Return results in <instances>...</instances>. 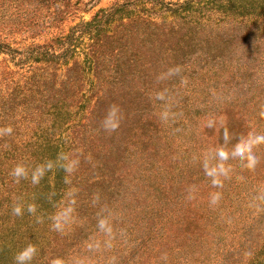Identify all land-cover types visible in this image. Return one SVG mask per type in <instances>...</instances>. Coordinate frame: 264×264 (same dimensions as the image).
I'll list each match as a JSON object with an SVG mask.
<instances>
[{
    "label": "rangeland",
    "instance_id": "obj_1",
    "mask_svg": "<svg viewBox=\"0 0 264 264\" xmlns=\"http://www.w3.org/2000/svg\"><path fill=\"white\" fill-rule=\"evenodd\" d=\"M160 1H138L95 30L81 25L123 0H49L48 7L0 0V39L18 50L15 58L0 52V264H15L28 245L36 249L29 264H264V0ZM58 8L65 11L50 20ZM132 16L172 29L167 42L178 55L203 57L190 66H139L141 83L157 80L169 93L153 108L159 131L132 132L133 94L106 103L95 138L77 126L95 98L57 111L47 96H20L30 74L46 66L57 80L79 60L92 79L88 30L107 34ZM74 28L68 65H48L42 52L23 57L37 44L61 52L56 39ZM73 129L84 135L75 168ZM107 168L130 174L110 211V200L93 198L105 192L94 184ZM55 224L60 233L51 232ZM141 242L142 255L134 249ZM127 254L134 259L125 261Z\"/></svg>",
    "mask_w": 264,
    "mask_h": 264
},
{
    "label": "trees",
    "instance_id": "obj_2",
    "mask_svg": "<svg viewBox=\"0 0 264 264\" xmlns=\"http://www.w3.org/2000/svg\"><path fill=\"white\" fill-rule=\"evenodd\" d=\"M39 1L42 6L45 3V7H48L49 0ZM123 1L124 2L117 4L108 11H100L90 22H84L81 26H93L92 29L96 30L102 24H107L111 21L117 15L118 11L127 9L138 1L161 2L160 0ZM161 4H163V2H161ZM64 11V8H58L51 17L49 16L50 20L51 18L52 20L54 19L56 13L62 14ZM86 27L85 29H88ZM75 28L67 37L56 39V42L62 49L61 52L54 49L53 43L37 44L28 47L23 57L26 59L29 58L30 55L32 56L35 55V53L42 52L48 65H53L57 59L61 60L62 64L68 65L69 59L74 54L73 41L77 33ZM88 33L92 35L91 43L89 44L88 52L84 53V55L86 65L90 66L91 72L93 73L92 79L88 77L86 80L84 74L85 67L79 60L73 61L72 65L66 68L65 73H62L61 77L57 76V80L56 71L53 70L52 72L54 66H46V71L40 75L36 74L35 71L30 74L24 91L20 93V96H30L32 100H34L37 95L42 99L44 98L43 96H47V99H43V101H50L47 102L46 105L54 106L57 111H61L63 107H66L67 110L75 109L78 106L82 107L81 102H89L90 97L95 98L94 104L89 107L83 115L85 119L84 122L77 123L79 132L87 128L89 129L90 137L95 138L96 136H100L104 131L98 124V118L106 107V103L112 102V98L120 99L123 98L124 95L133 94L138 102H134L135 107L132 109V112L136 113L138 120L132 126V132L136 134L137 137L140 130L151 131L150 127L154 129L155 132L159 131L160 119L159 116L154 114L155 110L153 108L155 103L163 101V98H166L169 93L162 92L163 85L157 80L141 83L143 75L139 66H148L152 62L157 63L158 66L165 64L170 66H190L193 63L198 64L203 57L199 54L196 56H191V54L186 53L178 55L179 49L167 42L169 39L167 37L173 33V30L167 29L163 24L158 23L152 18L143 16L124 18L115 26L114 30L107 34H94L93 30H88ZM0 52L7 53L12 58H15L18 50L0 39ZM216 57L215 55H206L204 59H211V61L207 62H213L217 59ZM12 95L13 92H10L9 96ZM147 113L151 116L154 115L158 122L156 123L154 120L148 121ZM138 136H142L141 132ZM67 142L74 145L73 153L77 156L74 157V154H72L69 156V159L71 160L70 165L72 168H75L78 166V164H76L77 157L81 155L79 144L82 143V146L84 145V135H82V133L77 135L73 129V131L68 134ZM258 147L261 149L263 145L260 144ZM118 149L121 154H124V151L120 148ZM113 153L116 152L112 148V150L109 151V155ZM130 155L133 156L134 154L131 153ZM118 161L125 166V163L121 162L122 160L120 158H117L114 162L116 166ZM149 168L150 167H146V169ZM111 173L112 171L107 168V172L97 178L98 182L94 184V186L97 187L98 190H105V192L101 194L96 191L93 195V198L98 202L97 205H100L106 198L110 200V205L107 208L109 211L114 209V200L110 197H113L114 193H120L121 189L125 187L127 176L130 175L121 174L120 172H117V175L116 173ZM139 173L141 175L143 170L141 169ZM116 176L117 178H115ZM73 196H75V194ZM184 221L185 220L182 218L180 223ZM145 222V220H141L139 225L145 228ZM154 225H156V223H154ZM59 231H61L59 224H55L51 229L52 233H60ZM67 236L69 235L56 236L54 242L58 245V243H60L58 239H65ZM60 245L62 247L63 243ZM53 246L56 247L54 244ZM145 247V242H141L138 243L134 249L140 250L142 255L145 251ZM71 248V245H66L64 248L62 247V249L67 252L71 251ZM70 253L71 252H69V254ZM132 259L134 258L129 257V254H127L125 261L129 262Z\"/></svg>",
    "mask_w": 264,
    "mask_h": 264
},
{
    "label": "clouds",
    "instance_id": "obj_3",
    "mask_svg": "<svg viewBox=\"0 0 264 264\" xmlns=\"http://www.w3.org/2000/svg\"><path fill=\"white\" fill-rule=\"evenodd\" d=\"M112 128L116 127L115 123H111L110 125ZM16 175L20 174V170H16ZM17 214H19V209H15ZM36 252V249L32 245H28L25 248H23L21 251H19L15 257V264H29V262L32 260L34 254Z\"/></svg>",
    "mask_w": 264,
    "mask_h": 264
}]
</instances>
